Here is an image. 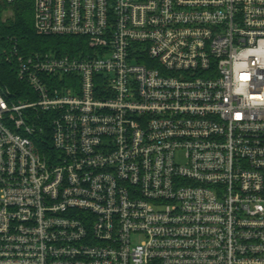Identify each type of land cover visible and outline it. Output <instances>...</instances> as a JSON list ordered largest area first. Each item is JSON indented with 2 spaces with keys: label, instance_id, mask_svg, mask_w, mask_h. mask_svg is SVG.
I'll return each mask as SVG.
<instances>
[{
  "label": "built area",
  "instance_id": "obj_1",
  "mask_svg": "<svg viewBox=\"0 0 264 264\" xmlns=\"http://www.w3.org/2000/svg\"><path fill=\"white\" fill-rule=\"evenodd\" d=\"M33 17L87 48L11 51L27 89L0 90V264H264V0Z\"/></svg>",
  "mask_w": 264,
  "mask_h": 264
},
{
  "label": "trees",
  "instance_id": "obj_2",
  "mask_svg": "<svg viewBox=\"0 0 264 264\" xmlns=\"http://www.w3.org/2000/svg\"><path fill=\"white\" fill-rule=\"evenodd\" d=\"M33 22V0H0V90L7 89L14 99H24L27 87L17 76L13 47L25 56L45 51L77 54L87 48L83 37L37 34ZM49 132L46 128L47 138Z\"/></svg>",
  "mask_w": 264,
  "mask_h": 264
}]
</instances>
